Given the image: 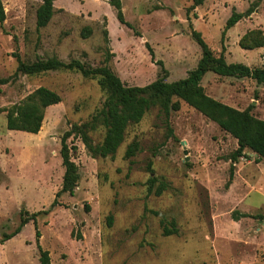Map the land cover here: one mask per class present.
Masks as SVG:
<instances>
[{
	"label": "rangeland",
	"instance_id": "1",
	"mask_svg": "<svg viewBox=\"0 0 264 264\" xmlns=\"http://www.w3.org/2000/svg\"><path fill=\"white\" fill-rule=\"evenodd\" d=\"M1 2L0 78L13 75L17 52L26 63L54 57L106 65L126 86L178 80L201 57L191 29L226 62L253 68L264 60V0H204L195 8L191 0H121L131 27L118 22L108 0H54L50 21L39 29L41 0ZM250 6L224 30L232 10ZM86 26L91 33L82 37ZM199 83L210 97L239 110L251 104L252 115L264 119V84L212 71ZM39 86L61 97L45 109L40 130L7 129L5 109ZM107 97L97 77L67 69L18 73L0 84V242L22 217L47 212L0 243V264H40L38 245L49 264H264V159L244 149L234 161L236 139L177 98L179 108L167 118L154 106L127 125L113 155H93L72 133L66 144L78 180L72 194L55 196L64 174L62 135L87 122ZM87 135L98 147L105 128L97 124ZM132 141L139 150L125 157ZM150 177L156 179L149 192ZM161 181L165 187L155 194ZM234 212L244 216L235 219Z\"/></svg>",
	"mask_w": 264,
	"mask_h": 264
},
{
	"label": "trees",
	"instance_id": "2",
	"mask_svg": "<svg viewBox=\"0 0 264 264\" xmlns=\"http://www.w3.org/2000/svg\"><path fill=\"white\" fill-rule=\"evenodd\" d=\"M53 1L54 0H41V3L36 8L35 23L37 29L46 26L50 21L54 10ZM203 2L204 0H191V8L201 5ZM108 3L115 9L118 22L131 27L123 18L121 0H108ZM252 11V6L244 13L232 10L230 16L226 20L224 30L232 27L242 17L249 15ZM4 19L5 12L0 0V24ZM224 30L221 33V40H223ZM90 33V27L86 26L81 30L82 37H87ZM190 33L201 49V57L196 67L189 71L184 78L174 81H165L164 77L160 76L144 86H126L106 65L90 67L84 65L77 59L63 62L54 57L44 60L38 59L26 63L20 60L17 52H13V56H15L17 61L16 69L12 76L0 78V84L7 83L18 73L31 75L49 70L67 69L78 71L84 77H97L101 87L108 91V97L104 100L102 107L97 113L92 114L90 119L81 125L73 124L61 137L60 155L64 166V174L61 188L55 194L56 197L66 191L72 194L78 180V174L76 173L73 163L70 161L68 146L66 144V139L72 133L80 135L82 141L87 145L93 155L99 154L103 157L113 155L124 139V132L127 125L139 121L141 117L154 106H156L159 112L167 118L170 111L179 108L177 99L184 101L189 106L217 123L222 130L236 139L238 147L232 156L234 161L236 157L242 155L244 149H248L254 153L256 161L264 159V119H259L252 115L251 104L245 109L239 110L210 97L205 93L202 85L199 83L200 78L205 72L212 71L220 76L249 77L255 80L257 84H264V60L260 66L253 68L239 62H226L222 52L218 56L214 55L213 51L202 38L200 32L191 29ZM260 46H264V44ZM146 48L151 59H154L153 51L148 43H146ZM157 63L161 66V71L166 73L161 61ZM173 98L177 99L174 100ZM60 101L61 97L55 91L44 86L37 87L22 101L5 109L7 129L37 133L41 128L45 109ZM97 124H102L104 126L105 136L101 145L92 147L87 135V130L95 127ZM138 150V142L132 141L126 146L124 153L125 157L133 156ZM155 179V177H150L148 179L149 192ZM164 187L165 182L161 181L155 190V194H160ZM55 203L56 198L52 201L51 207H53ZM39 213L47 212L46 210H41L22 217L19 225L11 233L4 234L1 242L19 233L21 228L30 220L35 222V217ZM240 216H244V214L233 213L235 219ZM164 233L169 234L170 231L165 228ZM35 236H39L36 225ZM38 251L40 264H49L48 251L42 249L39 245Z\"/></svg>",
	"mask_w": 264,
	"mask_h": 264
}]
</instances>
